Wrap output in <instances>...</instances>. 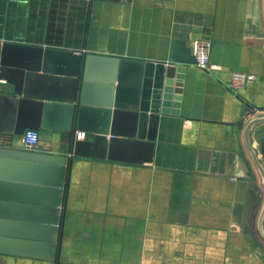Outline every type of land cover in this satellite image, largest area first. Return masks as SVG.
I'll list each match as a JSON object with an SVG mask.
<instances>
[{
  "label": "crops",
  "instance_id": "crops-1",
  "mask_svg": "<svg viewBox=\"0 0 264 264\" xmlns=\"http://www.w3.org/2000/svg\"><path fill=\"white\" fill-rule=\"evenodd\" d=\"M200 38L211 41L210 62L219 68L177 66L184 71L159 118L153 160L73 159L55 259L0 254V264H264L255 226L239 227L242 207L229 162L234 152L247 155L244 126L251 114L264 113V36L252 24L250 3L0 0L2 41L170 65L173 39L191 49ZM232 71L255 79L235 90ZM39 133L41 149L70 152L71 133ZM9 140L26 150L19 136Z\"/></svg>",
  "mask_w": 264,
  "mask_h": 264
},
{
  "label": "water",
  "instance_id": "water-1",
  "mask_svg": "<svg viewBox=\"0 0 264 264\" xmlns=\"http://www.w3.org/2000/svg\"><path fill=\"white\" fill-rule=\"evenodd\" d=\"M247 2L264 36V0ZM168 62L0 40V134L71 133L68 154L0 146V254L55 259L73 159L153 160L159 118L184 71L177 66L195 59L173 39ZM175 92L179 100L181 88ZM243 139L247 155L237 151L229 160L242 207L239 227L255 226L264 241V113L251 114Z\"/></svg>",
  "mask_w": 264,
  "mask_h": 264
},
{
  "label": "built area",
  "instance_id": "built-area-1",
  "mask_svg": "<svg viewBox=\"0 0 264 264\" xmlns=\"http://www.w3.org/2000/svg\"><path fill=\"white\" fill-rule=\"evenodd\" d=\"M211 41L206 38L194 39L191 43L192 55L195 59V64L206 70H214L219 68L210 62ZM255 79V75L248 72L232 71L230 73L229 86L235 90L245 87L248 82ZM21 143L26 150L40 149V133L35 129H26L22 135L19 136ZM77 138H84V133L77 132ZM9 136L0 134V146H10Z\"/></svg>",
  "mask_w": 264,
  "mask_h": 264
},
{
  "label": "rangeland",
  "instance_id": "rangeland-1",
  "mask_svg": "<svg viewBox=\"0 0 264 264\" xmlns=\"http://www.w3.org/2000/svg\"><path fill=\"white\" fill-rule=\"evenodd\" d=\"M41 132H43V130ZM9 137L12 139L15 138V136H13V135H9Z\"/></svg>",
  "mask_w": 264,
  "mask_h": 264
},
{
  "label": "trees",
  "instance_id": "trees-1",
  "mask_svg": "<svg viewBox=\"0 0 264 264\" xmlns=\"http://www.w3.org/2000/svg\"><path fill=\"white\" fill-rule=\"evenodd\" d=\"M39 132L42 131V130H38Z\"/></svg>",
  "mask_w": 264,
  "mask_h": 264
}]
</instances>
